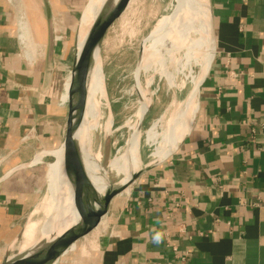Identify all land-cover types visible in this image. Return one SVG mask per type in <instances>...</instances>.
<instances>
[{"label": "crops", "instance_id": "0c3cea01", "mask_svg": "<svg viewBox=\"0 0 264 264\" xmlns=\"http://www.w3.org/2000/svg\"><path fill=\"white\" fill-rule=\"evenodd\" d=\"M209 1L214 49L189 130L68 264H264V0ZM82 4L0 0V264L34 201L25 156L61 140L74 56L60 38Z\"/></svg>", "mask_w": 264, "mask_h": 264}, {"label": "bare ground", "instance_id": "6f19581e", "mask_svg": "<svg viewBox=\"0 0 264 264\" xmlns=\"http://www.w3.org/2000/svg\"><path fill=\"white\" fill-rule=\"evenodd\" d=\"M104 2L105 0H89L85 7L80 21L82 48L85 42L87 43L89 50H91L94 45L95 38L93 30L97 29L102 23ZM176 2L177 6L174 7V12L170 15L164 17L162 16L154 29L146 37L140 51L142 57L138 65V76L141 70L147 73L146 71L149 64V70L152 69L153 72V74L149 76V83L152 82L153 75H155L154 73H158L163 77L165 76L170 87H173L175 86V75L173 71L176 70L183 72L187 65L190 64L191 59L194 60L195 63L200 62V59L202 58H204V63L207 60L208 49L211 45V29L209 19L207 18V21L204 19L201 22L196 19L199 21L198 22L194 19V16H190L188 14L189 9L198 8L201 2L199 0H176ZM203 4L206 5V15H209L210 1L204 0ZM198 26H201L200 30L198 29ZM151 41L153 42L152 45H155L161 54V56H156L158 61H148V51L150 53V48L148 46L149 44L151 45ZM211 51L212 50H210V58L204 66L200 78L204 76L209 67L212 59ZM77 54V58H80L82 51L79 53L77 50ZM89 85L90 87L87 101L81 110L82 116L80 123H78L73 132L70 144L82 204L86 210L89 209L94 197L103 195L106 191L110 190V188H114L117 185L127 183L133 173L142 168V131L137 129H139V124L143 119L147 104L151 96H153L152 92L147 90L148 92L146 97L138 83V89L143 94L141 98L142 104L140 106L138 120L130 125L131 134L127 141V146L123 149V151L121 150L119 155L110 159L105 165H101V158L94 151V141L96 132L100 130V128H103L101 127L102 125H100L102 118V103L103 100L108 99V96L104 80L102 61L99 57H97L96 64L92 69ZM181 86H184V80L182 81ZM193 91L191 102L185 109H180V103L176 102L174 99L170 104L169 112L167 111V113L163 114L160 118L158 117L152 126L145 132V139L143 143L145 148L152 150L150 153L152 163L166 157L170 150L174 147V144L188 129L196 109L195 98L198 91L197 86ZM178 108L180 110H178ZM109 115L110 116L105 124V127L103 128L107 138L111 136L112 132V114L110 111ZM174 130H176V136L172 141L164 145L159 144L161 140ZM164 135L165 137H163ZM58 153L60 154L58 150L54 152L49 150L43 152L42 154L57 155ZM41 157L35 161H39ZM85 171L90 174V185H88L83 177ZM110 173L120 178V184L111 183L109 178ZM48 178L50 180L48 194L47 196L45 195L46 198L44 197L45 199L42 204L36 209V212L40 209L44 210L48 214V217L44 223H41L40 225L39 221H29L26 224L22 232V246L19 248L17 256L11 261V264H37V261L40 258V250L43 248L44 244L40 243L36 244V248L32 247L36 232L40 231L42 235L47 236L48 243L50 245L58 243L67 228L66 222L69 219V216L66 215L67 208L70 209L71 215L74 214V220L79 219L77 209L75 208L72 199V192L70 194L71 198H68L67 203L63 204L62 202V190L63 193L64 191L68 192L69 184L64 173L61 154L58 159L57 166ZM129 190L130 187L125 189L121 194L127 195Z\"/></svg>", "mask_w": 264, "mask_h": 264}, {"label": "rangeland", "instance_id": "374dc122", "mask_svg": "<svg viewBox=\"0 0 264 264\" xmlns=\"http://www.w3.org/2000/svg\"><path fill=\"white\" fill-rule=\"evenodd\" d=\"M88 1L89 0H83V4L77 11L76 19L73 23V37L60 38L63 41L66 40L72 43L74 64H72L68 71L70 69L74 71V66L78 56L77 50L79 49V51H82V34L79 36V42L76 37L78 26ZM174 1L175 0H129L125 11L110 28L106 36L100 54L108 99L103 100L102 103V118L100 125H102L101 127L103 128L105 127V124L110 116V111L112 114V132L111 136L108 138L105 135L103 128H100V130L96 132L94 151L100 156L101 165H105L110 159L119 155L121 150L123 151V149L127 146V141L131 134L130 125L138 120L140 106L142 104L141 98L143 94L138 89V83L146 97L148 91L153 94L147 104L148 112L142 124V168H144L148 162L152 161L150 157L152 150L145 148L143 143L145 139V132L152 126L158 117L160 118L163 114L167 113V111L169 112L170 104L174 99L176 102L180 103V109H185L191 102L192 92L198 84L205 66L203 64L204 58L200 59V62L198 63H195L194 60L191 59L190 64L187 65L183 72L176 70L173 71L175 75V86L173 87H170L165 76L163 77L158 73H154L155 75H153V80L149 83V76L153 74L152 69L149 70V64L146 71L147 73L141 70L138 76L137 71L142 57L140 51L146 37L154 29L162 16L164 17L174 12L173 10H175L174 7L176 6ZM199 1L201 4H199L198 8L189 9L188 14L190 16H194L195 20L198 19L201 22L204 19L206 20L209 15H206V5L203 4L204 0ZM200 12L203 13L201 14ZM200 27L198 28L199 30ZM79 32H81V29ZM193 36L195 37L194 34ZM152 43L153 42L151 41V45ZM151 45L149 44L148 46L150 48V53L147 50L148 61L157 60V55L161 56L156 46ZM183 80L184 86H181ZM66 95L64 96L65 100ZM180 109L178 108V110ZM44 149L45 148L40 147L38 150L32 151L33 153L28 150L27 155L25 156L27 157V160L23 163V165H21V168L29 171L26 183L28 186H26V190L33 192L34 201L29 206L28 213L21 224L17 236L8 244L7 252L9 254L10 261L17 256L18 250L22 246V232L26 224L29 221H39L40 225L41 223H44L48 217V214L44 210L40 209L36 212V209L46 198L45 195L47 196L48 194L50 181L48 176L51 175L57 166L58 161L53 162L54 155L56 154L42 155L41 153L44 152ZM51 149L53 152L57 151L56 147H52ZM40 157L41 159L39 161H35L36 158V160H38ZM84 174L87 179L91 181L90 174L86 171ZM109 178L111 183L120 184L121 182L120 178L112 173L109 174ZM124 195L125 194H120L118 197H122ZM107 223L108 220L105 216H102L100 219L96 217L91 229L92 233L82 242V245L75 254L74 259L78 255H83L82 252H85L86 243L93 244L95 242L98 235L107 227ZM40 243L44 244L42 249H45L50 245L48 243L47 236L42 235L40 231H37L32 247L36 248V244Z\"/></svg>", "mask_w": 264, "mask_h": 264}, {"label": "water", "instance_id": "95a60500", "mask_svg": "<svg viewBox=\"0 0 264 264\" xmlns=\"http://www.w3.org/2000/svg\"><path fill=\"white\" fill-rule=\"evenodd\" d=\"M128 2L129 0H105L103 4L102 23L97 29L93 30L95 38L94 45L92 49L89 50V47L85 42L82 48V54L80 55V58H77L76 64L74 66L72 80L69 84L67 92L68 111L64 122L61 140L56 150H58L61 154L64 173L69 184L68 192L64 191L63 193L62 190V202L63 204H66L72 192V199L75 208L77 209L79 219L74 220V214L71 215L70 209H66V215L69 216V219L66 222V231L64 232L58 243L49 245L47 248L41 250L40 258L38 259L37 264H68L69 262H71L74 259L75 254L80 249L82 242L90 234L93 222L96 217L100 219L102 216H104L110 204L125 189L130 187L132 183L140 176V174L144 170H146V168H148V166L141 168L139 171L133 173L132 177L127 183L117 185L114 188H110V190L106 191L103 195L94 197L92 204L90 205L88 210L83 207L80 188L78 180L76 178L74 163L71 154V139L74 130L76 129L78 123H80V119L82 116L81 110L83 109L87 101L92 69L96 64L97 57H99L101 60L100 52L106 36L110 28L125 11ZM175 5L177 6L176 0ZM208 19L211 29V53H213L214 37L212 33L210 15ZM207 72L208 69L205 72L204 76L200 78L198 85H196L197 90H199V87ZM147 112L148 107L144 112L143 119L139 124V129L137 130L142 131V124ZM60 154L58 153L57 155H54L53 162L58 161V159L60 158ZM83 177L88 185H90L89 183H91V181L87 179L85 174H83ZM2 264H11L9 255H6L4 257Z\"/></svg>", "mask_w": 264, "mask_h": 264}, {"label": "built area", "instance_id": "2783aa9c", "mask_svg": "<svg viewBox=\"0 0 264 264\" xmlns=\"http://www.w3.org/2000/svg\"><path fill=\"white\" fill-rule=\"evenodd\" d=\"M263 127H264V123H262Z\"/></svg>", "mask_w": 264, "mask_h": 264}]
</instances>
